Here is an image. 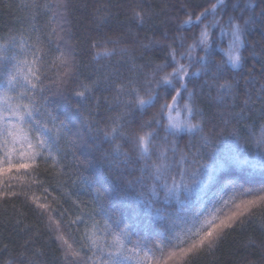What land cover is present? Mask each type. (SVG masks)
I'll use <instances>...</instances> for the list:
<instances>
[{
    "label": "trees",
    "instance_id": "trees-1",
    "mask_svg": "<svg viewBox=\"0 0 264 264\" xmlns=\"http://www.w3.org/2000/svg\"><path fill=\"white\" fill-rule=\"evenodd\" d=\"M33 2L40 5L39 9L30 7ZM213 2L68 0V8L64 9L56 6L58 0H0V45L17 37L16 46L6 53L8 56L23 55L22 37L26 39L31 34L33 40L27 42H34L35 34L30 28L25 31L31 23L44 35L52 28H62L67 38L63 42L45 41L47 54L41 69L45 90L40 101L42 114L38 117L49 121V116L43 114L45 110L51 115L48 127L52 129L49 135L56 163L53 165L51 158L47 163L38 160L32 175L8 181L12 189L0 186V192L18 193L0 197V264H25V256L34 258L37 264H65L54 225L49 227V214L33 203V197L51 205V215L61 222L65 237L74 247L80 246L84 233L93 226L102 247L111 244L113 235L127 230V247L131 249L140 241L142 251L125 264H155L160 258L154 246V241L163 239L159 226L166 224L168 214L179 206L174 199L165 200L166 190L159 181L148 178L151 169L131 152L126 140L117 139L114 143L129 153L130 160L113 152L114 143L110 136L105 137L104 130L120 116L124 117L120 123L126 135L140 131L142 126L154 133V144L168 149L167 162L172 175L188 168L193 156L209 151L219 156L232 150L240 160L250 162L241 166L244 171L236 167L225 173L228 178L213 186L207 196L201 193L197 203L190 206L192 211L210 212L219 207L225 189L228 195L236 189L237 202L248 198L246 193L242 194L243 189H251L253 194L264 193V167L259 162L264 149L258 144L264 136V104L257 98L264 85V15L261 14L264 0H228L223 15L225 21L229 15L242 17L241 23L251 18L245 25L242 66L233 67L227 60L230 42L227 28L223 34L219 27L210 28L212 46L207 55L200 46L191 52L190 61L187 58L182 61L190 65L186 82L188 92L192 93L193 115L189 116L184 108L189 101L184 91L178 105L161 113L165 100L171 103L175 95L171 86L156 84L174 66L170 48L176 49L178 58L188 50L198 39L203 25L184 24L187 14H199ZM141 6L151 12L143 23L133 14V9L139 10ZM211 21L209 16L204 24ZM113 48L114 55H104L105 49ZM62 52L68 54L74 66L63 85L58 82L60 69L51 65ZM129 78L140 97L148 100L151 94L153 99L141 106L130 102L135 93L126 91L117 98V84L127 85ZM5 80L0 67V94L6 87ZM225 83L233 85L231 92L220 87ZM81 85L91 89L85 97L76 95ZM247 93H251L252 100L246 106ZM172 115L181 116L182 125L199 124L202 131L171 127ZM202 137H207L211 145L204 146ZM158 154H153L149 163L156 161ZM182 156L186 159L182 160ZM142 175L143 183H139ZM33 178L38 182L32 183ZM153 186L155 197L151 195ZM149 203L151 209L146 206ZM249 217V222L226 230L217 248L195 257L177 256L168 264H188L189 260L192 264H264V205L254 207ZM249 217L242 219L248 221ZM148 249H152L150 258H145L143 254Z\"/></svg>",
    "mask_w": 264,
    "mask_h": 264
},
{
    "label": "snow or ice",
    "instance_id": "snow-or-ice-1",
    "mask_svg": "<svg viewBox=\"0 0 264 264\" xmlns=\"http://www.w3.org/2000/svg\"><path fill=\"white\" fill-rule=\"evenodd\" d=\"M59 8H68V0H58L56 5ZM30 7L39 9L40 5L33 2ZM228 7V0H214L211 6L204 8L199 14L188 13L184 24H202L198 39L191 44L186 52L177 57V51L170 48L169 55L174 63L171 72H165L163 76L156 81L157 87L161 84L171 86L175 91V95L171 98V103L165 100L161 108V113L169 112V110L178 105L181 98V91L187 92L189 101L184 104V108L189 116H192L195 109L191 103L192 93L187 90L186 78L189 77L190 65H185L182 61L187 58L191 60V52L202 46L206 55L212 46L211 35L209 29L219 27L221 33L227 28L230 36V44L226 51L227 60L233 67H241L243 64L242 49L245 46V25L250 22L238 18L234 15H229L227 20L223 19ZM134 18L141 23L144 22L146 16H150V10L140 7L139 10L133 9ZM261 14L264 15V9H261ZM209 16L212 21L209 24H204ZM219 17V19L217 18ZM34 35H28L27 38L20 40V53L23 55L8 56L6 53L17 43V37H11L9 43L0 45V67L3 69V75L6 78V87L0 94V186L7 189H12V184L8 181L24 179L32 175L33 171L38 166V160L47 163L49 158L53 165L56 163V158L52 151V137L49 133L52 129L48 127L51 122L39 119L38 114L41 113L43 107L40 102L43 99L41 95L45 90V85L42 80L44 75L41 69L44 66L43 57L47 54L45 51V41L56 42L65 41L67 38L64 35V30L52 28L47 35L40 32V29L35 23H31L25 31H29ZM95 46V45H93ZM59 50V43L56 45ZM122 52L124 50H121ZM115 54V49H105V56ZM15 61V63H13ZM53 67L60 69L58 73V82L63 85L66 79L70 77L73 65L70 63L68 54L61 53L55 60L51 61ZM11 68V71H9ZM163 71V67L160 68ZM119 81V74H115ZM193 76L199 73H192ZM133 81L128 79V84H117V98L126 91L135 93L131 103H137L141 106L150 102L153 97L151 94L148 100L140 97L135 88L132 87ZM222 88H227L230 92L233 89L231 83L221 85ZM90 88L87 85H81V90L76 92L79 97H85ZM260 95L257 97L264 104V85H261ZM252 100L251 93H247V98L244 104L247 106ZM264 111V108H262ZM124 117L120 116L113 119L110 128L104 130L105 137H111L113 143L117 139H124L131 145V152L135 153L139 160L145 162L146 168H150L151 172L147 173L149 179L159 181L162 187L166 190L165 200L174 199L179 206L168 214V222L160 225L163 233L162 240L154 241V246L159 251V259H156L155 264H168L174 257H195L201 252L210 251L217 248L223 241L226 235V230L234 229L245 222L250 221L249 214L253 208L258 205H264V193L253 194L251 189H243L242 194L246 193L248 198L240 199L237 202L236 189L233 188V194L228 195L227 190H224V195L220 197L219 207H214L210 212L192 211V205L197 203L201 193L207 196L211 192V188L220 184L223 179L228 178L225 173H230L234 168L241 167L244 164L250 163L246 160H240L232 150H229L223 155H216L214 151H209L204 154L193 156L191 165L184 168L183 171H177L175 175L170 172L168 164V149L154 144V133L145 130L142 126L140 131L128 133L126 135L124 125L120 123ZM171 127H185L189 131H202L199 124L187 123L185 125L172 124ZM64 126L61 125V128ZM59 132V129H57ZM204 146L211 145V141L207 137H202ZM259 146L264 149V136L258 140ZM175 153V149H172ZM238 151V150H237ZM113 152L123 156L126 160L131 157L128 152L123 151L120 144L114 143ZM158 152L156 161H151L152 155ZM182 160L186 157L182 156ZM260 165L264 167V152L260 154ZM241 167V171H244ZM142 173L144 170H141ZM143 175L138 181L143 183ZM243 179V177H238ZM34 178L32 183H37ZM47 192V189H44ZM17 191H2L0 197L16 196ZM20 194H24L23 191ZM151 195L156 196V189L153 186ZM213 196L216 193H212ZM195 198V199H194ZM143 202V201H142ZM33 203L44 212H47L50 229L54 225L56 239L60 241L63 249V257L65 264H125V261L131 258L132 255H140L142 246L140 241L129 249L125 243L127 239V230L121 235H113L111 244H106L103 247L98 244L96 238V228L93 226L89 231H86L82 237V243L79 247H74L72 243L65 237L64 231L61 228V222L55 220L51 215L53 209L47 202L41 203L38 198L33 197ZM151 209V204H147ZM245 217H249L246 221ZM157 219L162 217L157 216ZM75 223V221H72ZM130 242V241H129ZM144 252L145 258L149 257V252ZM90 253V255H89ZM25 256L24 253H21ZM11 264V262H9ZM25 264H37L34 258L25 256ZM188 264H192L189 260Z\"/></svg>",
    "mask_w": 264,
    "mask_h": 264
},
{
    "label": "rangeland",
    "instance_id": "rangeland-1",
    "mask_svg": "<svg viewBox=\"0 0 264 264\" xmlns=\"http://www.w3.org/2000/svg\"><path fill=\"white\" fill-rule=\"evenodd\" d=\"M229 44H230V42H229ZM171 120H172L171 121L172 124H179V125L183 124V119L181 118V116L178 117V115H172Z\"/></svg>",
    "mask_w": 264,
    "mask_h": 264
}]
</instances>
